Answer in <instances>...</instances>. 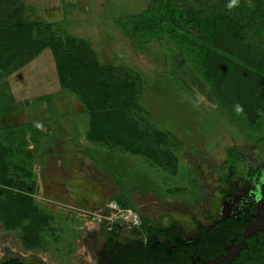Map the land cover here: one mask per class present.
<instances>
[{
  "label": "rangeland",
  "instance_id": "374dc122",
  "mask_svg": "<svg viewBox=\"0 0 264 264\" xmlns=\"http://www.w3.org/2000/svg\"><path fill=\"white\" fill-rule=\"evenodd\" d=\"M29 1L0 2L26 22L56 23L85 42L117 96L105 132L95 134L86 109L98 90L84 84L71 96L52 49L0 34V82L8 80L11 93L0 94V161L17 175L13 187L0 186V263L94 264L110 231L106 204L117 198L152 226L169 215L191 231L194 220L218 217L219 193L252 187L247 163L235 185L218 182L230 146L251 144L248 161L264 158V44L247 10L229 8L230 0H174L213 16L220 54L201 77L167 44L146 38L148 20L128 18L145 0H110L117 4L109 8L62 0L50 14L24 6ZM259 1L255 11L264 13ZM18 60L26 64L14 69ZM165 133L179 150L163 142Z\"/></svg>",
  "mask_w": 264,
  "mask_h": 264
},
{
  "label": "trees",
  "instance_id": "16d2710c",
  "mask_svg": "<svg viewBox=\"0 0 264 264\" xmlns=\"http://www.w3.org/2000/svg\"><path fill=\"white\" fill-rule=\"evenodd\" d=\"M1 4L0 34L5 33L12 39L19 36H24L26 39L25 36H28L29 47L37 45L40 49H52L56 70L59 77L61 76L60 79L65 80L64 91L73 96L74 93L71 90L84 84L91 85L98 90L96 105L92 109L86 110L93 113V122L95 123L93 132L103 134L105 130L101 129L107 124L106 117L114 112L115 97L117 96L106 68L89 55L85 48V42L62 30L58 24L46 21L26 22L21 19V16L16 17L7 12L5 6ZM260 5L263 4L259 0H237L234 8L247 10V13L251 15V17L249 16L251 33L256 38V42L264 44V13L255 11ZM128 18L148 20L146 38L159 44H167L197 76L203 77L209 64L220 54L217 28L213 23V16L206 10L193 11L174 0H146L145 10ZM119 25L123 26L122 23ZM4 46L0 43V52L1 47ZM24 63L26 64V60H18L14 69L22 67ZM3 76L6 77L7 73L5 72ZM7 92L10 93V88L8 80L5 79L0 82V94L7 95ZM163 142L175 150H179L181 147L180 143L169 133L163 135ZM238 157L236 147L227 149L223 165L227 168L228 174L222 178L225 183H228L235 175ZM16 176L0 161V186L13 187L15 184L13 177ZM20 183L24 188V182ZM116 202L122 207L131 208V204L126 198H117ZM138 217L140 232L136 230L128 232L131 236H142L144 241L128 237L125 241L120 242L117 238L121 231L116 232L115 228L109 231L103 248V256L97 260V264H174L168 259L164 245L158 241L160 237L166 238L168 241L173 240L176 235V227L172 218L165 216L166 223L152 226L145 216L139 214ZM243 224L244 221L238 223L234 219H225L219 222L213 228L216 232L211 237V242L209 239L206 242L205 248L207 251H211L206 257L210 258L221 251L220 242L227 240L234 232L241 231ZM0 264L24 263L12 258L2 261ZM234 264H264V235H259L258 241L249 240L247 247L241 251Z\"/></svg>",
  "mask_w": 264,
  "mask_h": 264
},
{
  "label": "flooded vegetation",
  "instance_id": "af4514ba",
  "mask_svg": "<svg viewBox=\"0 0 264 264\" xmlns=\"http://www.w3.org/2000/svg\"><path fill=\"white\" fill-rule=\"evenodd\" d=\"M233 146L237 148V152L239 154L235 175L230 179L228 183H225L222 180L223 176L228 174L227 168H225L223 165V162L226 158L225 155V158L221 163L222 171L219 176L218 182L225 186L235 185V183L240 178L239 166L244 163H247L245 175L248 180L253 181L252 187L249 189L247 188L243 191L232 190L226 193H219L218 217L212 220L208 225H204L203 223H199L194 220L193 225L191 227V231H189L187 229H184V227H180L175 224L176 235L174 236L173 240L168 241L166 240V238L160 237L161 239H159L158 241L159 243L164 245L167 257L169 260H171L172 263L202 264L203 262L212 259L218 255L225 254V249L227 247L232 244L239 243L242 240V232L244 231V228L248 222L256 220L259 222H264V158L249 162L248 160L254 156V147L248 143L234 144L230 147ZM168 216L169 215H167L166 217ZM225 219H234L238 221V223L240 221H244L242 230L234 232L232 236L229 237L227 240L221 241V251H218L210 258L206 257L211 252L207 251V249L205 248L206 242L208 239L209 242H211V237L216 232V230H214L213 228L216 227L219 222ZM172 220L175 223L173 218ZM108 234L109 231L106 234V237L104 238V245L106 243ZM259 235L264 234L258 231L256 235H251L247 237L245 239L246 246L244 248L247 247V242L249 240L255 239V241H258ZM129 237L134 239H140L138 236L135 235H129ZM104 245L100 254H98V256L94 259V264H97V260L101 256H103ZM243 249L240 250V253ZM239 255L234 258L233 264L234 261L239 257Z\"/></svg>",
  "mask_w": 264,
  "mask_h": 264
},
{
  "label": "built area",
  "instance_id": "2783aa9c",
  "mask_svg": "<svg viewBox=\"0 0 264 264\" xmlns=\"http://www.w3.org/2000/svg\"><path fill=\"white\" fill-rule=\"evenodd\" d=\"M105 220L108 223L109 230L116 228V232L136 230L140 232V220L138 214L128 207H122L116 201H110L106 204ZM144 240L142 236H138Z\"/></svg>",
  "mask_w": 264,
  "mask_h": 264
},
{
  "label": "water",
  "instance_id": "95a60500",
  "mask_svg": "<svg viewBox=\"0 0 264 264\" xmlns=\"http://www.w3.org/2000/svg\"><path fill=\"white\" fill-rule=\"evenodd\" d=\"M258 231L264 234V222H259L257 220L248 222L242 232V240L239 243L230 245L225 249V254L218 255L202 264H233L234 258L238 256L240 250L246 246L245 239L251 235H256Z\"/></svg>",
  "mask_w": 264,
  "mask_h": 264
},
{
  "label": "crops",
  "instance_id": "0c3cea01",
  "mask_svg": "<svg viewBox=\"0 0 264 264\" xmlns=\"http://www.w3.org/2000/svg\"><path fill=\"white\" fill-rule=\"evenodd\" d=\"M98 1L99 0H92L93 6L94 5L98 6V7L99 6H101V7L105 6V7L109 8V7H113V5L115 6V4H117V3L112 4V2L110 0H102V1L100 0L102 3L100 1L99 2ZM29 2L24 4V6L32 7L34 9L35 8H37V9L45 8L44 13H46V14L51 13L50 12L51 8H55L58 5L62 6V0H33L30 3ZM63 2H67V1H63ZM136 3H138V0H136ZM145 3H146V0H145ZM135 5H137V4H135ZM8 83H9V81H8Z\"/></svg>",
  "mask_w": 264,
  "mask_h": 264
},
{
  "label": "clouds",
  "instance_id": "9594fccd",
  "mask_svg": "<svg viewBox=\"0 0 264 264\" xmlns=\"http://www.w3.org/2000/svg\"><path fill=\"white\" fill-rule=\"evenodd\" d=\"M237 4V0H230V3L228 5L229 8L234 7ZM241 109L239 106H237V111H240ZM39 127V125H37Z\"/></svg>",
  "mask_w": 264,
  "mask_h": 264
}]
</instances>
